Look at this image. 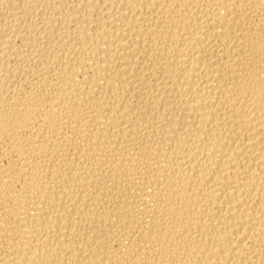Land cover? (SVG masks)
Segmentation results:
<instances>
[{
  "label": "bare ground",
  "instance_id": "bare-ground-1",
  "mask_svg": "<svg viewBox=\"0 0 264 264\" xmlns=\"http://www.w3.org/2000/svg\"><path fill=\"white\" fill-rule=\"evenodd\" d=\"M0 264H264V0H0Z\"/></svg>",
  "mask_w": 264,
  "mask_h": 264
}]
</instances>
